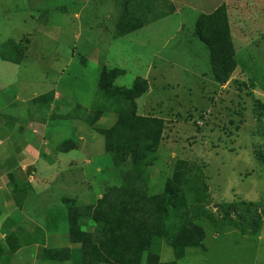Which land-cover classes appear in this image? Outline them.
<instances>
[{
    "label": "rangeland",
    "instance_id": "374dc122",
    "mask_svg": "<svg viewBox=\"0 0 264 264\" xmlns=\"http://www.w3.org/2000/svg\"><path fill=\"white\" fill-rule=\"evenodd\" d=\"M176 1L123 0L119 7L115 0H0L2 106L32 122L31 100L46 93L33 101L38 109L57 92L60 116L47 117L46 140L78 146L63 158L76 157L79 172H68L66 185L47 184L64 213L44 259L80 264L93 246L109 253L112 244L132 241L149 248L150 262L264 264V241L240 235L241 226L250 234L264 226V0ZM221 6L227 24L199 19ZM120 24L134 31L121 36ZM204 39L214 43L212 55ZM138 79L148 88L134 99L128 90L143 88ZM133 104L136 115L164 121L147 168L119 164L109 152ZM27 124L41 141L42 122ZM179 160L201 170L207 190L194 173L167 186ZM160 196L167 206L161 223ZM226 212L231 222L219 227ZM198 230L203 242L182 248ZM12 245L0 248V264L11 259Z\"/></svg>",
    "mask_w": 264,
    "mask_h": 264
},
{
    "label": "crops",
    "instance_id": "0c3cea01",
    "mask_svg": "<svg viewBox=\"0 0 264 264\" xmlns=\"http://www.w3.org/2000/svg\"><path fill=\"white\" fill-rule=\"evenodd\" d=\"M211 5L208 4V7H203V4L197 5L196 11L206 13L213 9V3ZM187 58L189 62L195 61L194 58ZM195 63H193L194 68ZM43 95L31 100L32 110L29 112V120L33 119L32 122L25 119V113L19 115L15 112H7L2 106L3 101L0 100V248L5 246L9 248L8 242L11 239H14V243H18L17 246L20 247L12 253L8 264H68V260L44 259L41 257V252L49 248L50 236H54L55 232L60 230L62 223L60 225L59 217L64 213L63 208L58 210L54 207L60 203H52L53 195L47 189V184L66 185L64 181L68 172L70 174L79 172V169H76L79 166L76 157L70 156L66 161L63 158L64 154L77 149L78 146L70 140L56 141V145L47 142L46 138H49L47 126L50 124L47 117L51 113L59 112L60 107L56 106V103L62 96L55 92L53 101L48 107L45 105L36 107L45 112L43 120L39 118V110L33 105V101ZM34 120L42 122L46 127L42 132L41 141L36 138L38 131L30 130L27 124L33 123ZM55 135L54 131L52 136ZM65 142H70L71 147L63 148ZM87 147L90 148L88 145ZM71 168L74 170L70 171ZM49 216L54 219L48 221ZM33 233L43 234V243H32L29 237ZM240 235L244 238L256 237L259 242L264 241V226L255 235L241 233Z\"/></svg>",
    "mask_w": 264,
    "mask_h": 264
},
{
    "label": "trees",
    "instance_id": "16d2710c",
    "mask_svg": "<svg viewBox=\"0 0 264 264\" xmlns=\"http://www.w3.org/2000/svg\"><path fill=\"white\" fill-rule=\"evenodd\" d=\"M123 0H115V5L122 7ZM199 19H205L208 21H214L218 20L221 24H227L226 21V14L224 11V7H219L217 10H215L210 15H201ZM129 26H124L122 24L119 25V30L121 36L130 34L134 31L132 28H128ZM198 35L200 36V31L197 29ZM202 42L206 43L207 46L211 49V55L214 53V43L211 40H202ZM214 66V64H213ZM113 71V70H111ZM117 70L114 71V76L117 77L120 74L117 75ZM214 72L215 76L217 77V81L220 83H226L228 79L226 77H223L221 80H219L218 75L216 74V68L214 66ZM139 83L143 84V88H140V86H136L132 90H128V94L134 98L137 99L141 97L145 91L148 88L147 81L144 79H138ZM102 91L103 89L100 88ZM54 98V97H53ZM53 100H50V102L45 103L43 105L49 106L52 103ZM131 114L128 118H126L123 121H120L118 123V126L116 128V138L112 144L111 149L109 152L113 153L117 159V162L119 164H123L127 161H130L131 166H141L143 168H147L152 165V162L154 161V156L156 154V151L159 147L162 132L164 129V121L157 118H149V117H142L136 115L135 109L136 106L133 104ZM91 123V122H90ZM191 173H194L198 180L200 179V185L204 189L207 190V186L204 183V176L201 170L191 168L187 162L179 160L176 162L172 178L167 183V186L169 187L171 184H179L182 182V180ZM160 199V206L158 208L159 210V216L155 218L156 221L161 223V220H165V213L167 206L164 205L165 199L163 196L159 197ZM97 208V207H96ZM95 208V209H96ZM231 213L236 214L235 208L231 206ZM79 211V210H78ZM231 213L226 212L221 218H219V222L217 224L219 227H222L223 223L230 221L231 222ZM83 213L78 217V221L83 218ZM241 224L239 223V226ZM258 227L254 226L252 229L253 233L256 234L258 232ZM237 229V228H236ZM74 224L72 223L70 225V232L69 235L72 234V232H75ZM238 230V229H237ZM241 232H244L242 234H249L247 233L249 229L246 228V226H241L240 228ZM159 233V232H158ZM135 233H133L134 235ZM204 240L203 232L201 230H198L196 233L195 238H189L185 240L183 247H189V246H198L200 245ZM14 239L11 241L9 240V243H13L14 246H11V252L14 253L18 249H20L19 246H15ZM9 244V246H10ZM169 246L173 249L175 252V256L178 259H181L183 255L179 257V255L176 254L178 250V244L175 242H171ZM111 251L108 253L106 251L100 253H97L98 246H93V249L91 251H88L87 254H85L81 260L80 264H175V262L172 263H159V261L153 260L152 262L149 261L150 256L145 255L147 252L148 247H143L141 244H135L132 241H129V243L122 242L120 244H115V246L112 244ZM114 249L119 250L118 255H114ZM177 249V250H176ZM46 251L41 252V257L46 255ZM48 256V255H46ZM46 259V258H45ZM50 259V258H48ZM56 261H65L69 260L65 256L60 259H55ZM10 260V259H9ZM9 261H7L6 264H8Z\"/></svg>",
    "mask_w": 264,
    "mask_h": 264
}]
</instances>
